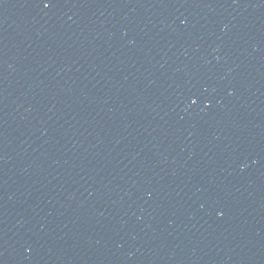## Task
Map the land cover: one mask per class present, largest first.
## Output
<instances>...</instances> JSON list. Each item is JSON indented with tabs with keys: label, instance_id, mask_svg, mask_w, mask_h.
<instances>
[{
	"label": "water",
	"instance_id": "water-1",
	"mask_svg": "<svg viewBox=\"0 0 264 264\" xmlns=\"http://www.w3.org/2000/svg\"><path fill=\"white\" fill-rule=\"evenodd\" d=\"M0 264H264V0H0Z\"/></svg>",
	"mask_w": 264,
	"mask_h": 264
},
{
	"label": "snow or ice",
	"instance_id": "snow-or-ice-1",
	"mask_svg": "<svg viewBox=\"0 0 264 264\" xmlns=\"http://www.w3.org/2000/svg\"><path fill=\"white\" fill-rule=\"evenodd\" d=\"M45 7H48L49 6V4L48 3H45V5H44ZM193 103H195V101H193Z\"/></svg>",
	"mask_w": 264,
	"mask_h": 264
}]
</instances>
